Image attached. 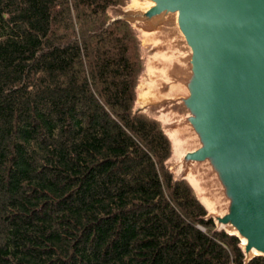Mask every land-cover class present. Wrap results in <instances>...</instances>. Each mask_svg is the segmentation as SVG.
I'll return each mask as SVG.
<instances>
[{"label": "trees", "instance_id": "16d2710c", "mask_svg": "<svg viewBox=\"0 0 264 264\" xmlns=\"http://www.w3.org/2000/svg\"><path fill=\"white\" fill-rule=\"evenodd\" d=\"M129 0H0V264H264L137 108Z\"/></svg>", "mask_w": 264, "mask_h": 264}, {"label": "water", "instance_id": "95a60500", "mask_svg": "<svg viewBox=\"0 0 264 264\" xmlns=\"http://www.w3.org/2000/svg\"><path fill=\"white\" fill-rule=\"evenodd\" d=\"M152 1L136 16L173 13L179 29L184 69L169 99L193 145L184 165H205L226 203L217 221L264 255V0Z\"/></svg>", "mask_w": 264, "mask_h": 264}, {"label": "rangeland", "instance_id": "374dc122", "mask_svg": "<svg viewBox=\"0 0 264 264\" xmlns=\"http://www.w3.org/2000/svg\"><path fill=\"white\" fill-rule=\"evenodd\" d=\"M139 1L138 6L133 4L134 0H129L125 6L111 8L110 10V13L115 18L122 17L130 19L141 39L143 54L145 55V70L138 84L137 108L161 120L165 127V131L173 142V154L168 162L171 170L178 177L186 178L192 184L200 200L207 207L209 214L214 217L218 227L230 230L228 226L224 227L219 224L216 219V216L222 215L226 211V203L220 193L218 194L214 189L209 177L204 173L205 170L203 167H205V165L201 167V164L198 163L197 168L194 165H190L189 167L184 165V155L193 145H189V136L187 138L185 133L186 128L182 123L184 121L180 122V111L173 106L170 99H167L172 96V89L174 88L175 90V88H177L175 82L178 80V76L181 72L183 73L184 69L183 67L180 69L178 68V66L181 65L178 56L175 60V51L177 47H180L177 43V40L180 41V39L176 16L170 13L163 21L159 22L155 20H143L142 17L136 15L138 12L142 13V11L146 10L147 1ZM145 31L153 32L154 39H148V36L144 34ZM184 50L186 51V49ZM186 56L187 58L189 57L188 55ZM183 62L185 63L184 60ZM152 69L156 72L153 73ZM162 70H165V72H162ZM158 72L159 74H157ZM146 90H151L152 94L158 95L155 101L145 102L140 99V94L142 91L146 92ZM177 129H179L182 134L181 140L183 142V148L181 155L176 153L174 138L171 135V133ZM194 146H196V142ZM190 171L194 172V176L198 180L197 185L189 177ZM205 197L213 199L214 204L211 207L204 201Z\"/></svg>", "mask_w": 264, "mask_h": 264}, {"label": "bare ground", "instance_id": "6f19581e", "mask_svg": "<svg viewBox=\"0 0 264 264\" xmlns=\"http://www.w3.org/2000/svg\"><path fill=\"white\" fill-rule=\"evenodd\" d=\"M147 2H146V8L145 9H148L150 6H152L153 4H154V2L152 1V0H146ZM138 2H140L139 0H134V5H136V6H138ZM145 35H147L148 36V39L149 38H153V32H148V31H145V33H144ZM154 39V38H153ZM178 56V50H176L175 51V60H176V57ZM153 67V66H152ZM152 72L153 73H155L156 71L155 70H153L152 69ZM162 72H165V70H162ZM157 74H159V72L157 73ZM150 75V74H149ZM161 75H162V73H161ZM149 85H150V83H149ZM152 85V84H151ZM142 87V86H141ZM177 89H178V87H177ZM173 90V93H171V94H174L175 93V90H174V88L172 89ZM158 97V95H154V94H152V91L151 90H146V92H143L142 91V93L140 94V99L142 100V101H145V102H147V101H155L156 100V98ZM160 98V97H159ZM184 132V131H183ZM185 133H186V135H187V138H188V136H189V133H188V131H187V129H185ZM171 135H172V137L174 138V144H175V151H176V153L177 154H180L181 155V152H182V148H183V142H182V140H181V131L179 130V129H177L176 131H174V132H172L171 133ZM188 141H190V136H189V139H188ZM176 155V154H175ZM194 166L197 168L198 167V165H195L194 164ZM190 169H191V167H190ZM203 173V172H202ZM189 177L191 178V180L197 185L198 184V180H197V178L194 176V172L193 171H190V174H189ZM202 178H204V177H202ZM204 201L206 202V204L207 205H209L210 207L214 204V202H213V199H211V198H208V197H205L204 198ZM229 231H231V232H237L238 233V231H236V230H229ZM242 239H243V244L245 245V243L247 242V240H246V238L245 237H242Z\"/></svg>", "mask_w": 264, "mask_h": 264}, {"label": "crops", "instance_id": "0c3cea01", "mask_svg": "<svg viewBox=\"0 0 264 264\" xmlns=\"http://www.w3.org/2000/svg\"><path fill=\"white\" fill-rule=\"evenodd\" d=\"M170 97H168L167 99H169Z\"/></svg>", "mask_w": 264, "mask_h": 264}]
</instances>
